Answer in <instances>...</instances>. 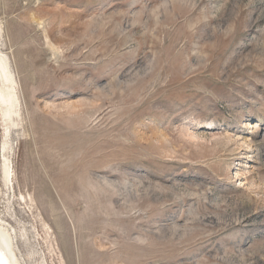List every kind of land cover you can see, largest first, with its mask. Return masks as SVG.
Here are the masks:
<instances>
[{
	"label": "rangeland",
	"instance_id": "374dc122",
	"mask_svg": "<svg viewBox=\"0 0 264 264\" xmlns=\"http://www.w3.org/2000/svg\"><path fill=\"white\" fill-rule=\"evenodd\" d=\"M35 1L0 0L20 263L264 264V0Z\"/></svg>",
	"mask_w": 264,
	"mask_h": 264
},
{
	"label": "bare ground",
	"instance_id": "6f19581e",
	"mask_svg": "<svg viewBox=\"0 0 264 264\" xmlns=\"http://www.w3.org/2000/svg\"><path fill=\"white\" fill-rule=\"evenodd\" d=\"M32 20H34L37 26L44 27L35 17H33ZM3 31L4 28L2 23H0V42L4 37ZM44 38L47 41V47H49L52 55L55 57L58 51L57 48L50 42L47 35H45ZM19 109L20 97L16 74L9 57L0 47V120L1 123L5 125L0 144V155L3 159L1 163V177L5 186L10 182V163L4 155L7 150V133L11 126L14 125L13 118L19 114ZM207 125L212 124L207 123ZM188 132L189 131H187L186 137L189 140L194 141L197 139V137ZM110 186L113 185L110 184ZM3 222L4 221L0 218V264H21L14 250V236H12L11 230H8L4 226Z\"/></svg>",
	"mask_w": 264,
	"mask_h": 264
}]
</instances>
